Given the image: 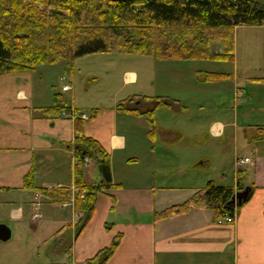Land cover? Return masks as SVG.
<instances>
[{
  "label": "crops",
  "instance_id": "1",
  "mask_svg": "<svg viewBox=\"0 0 264 264\" xmlns=\"http://www.w3.org/2000/svg\"><path fill=\"white\" fill-rule=\"evenodd\" d=\"M19 75L24 74L0 77V195L21 191V197L30 198L26 206L11 204L12 219L27 220L32 207L31 226L39 218L48 217L53 222L58 260L69 256L72 264H86L121 235L109 264H264L262 79L251 78L250 91L236 85L235 108L230 109L233 114L229 118L212 117L205 129L203 122L188 114L192 105L201 109L204 98L189 101L185 82L176 87V80L168 97L132 91L126 101L92 107L87 116L75 104L69 106L62 95L57 96L64 99L67 109L47 113L22 84H17ZM197 75L200 85L206 84ZM127 76L128 82L138 84L135 72ZM66 87L69 89L64 92H69L71 88ZM193 90L200 91L196 87ZM145 96L150 99L143 100ZM159 98L163 105L156 103ZM167 109L168 128L159 127L157 114ZM70 110L86 113L88 118L73 119L66 114ZM154 110L152 128L146 114ZM78 123L83 135L100 143L109 155L112 184L98 193L91 223L75 238L74 216L79 212L77 207L63 204L76 182ZM159 141L165 147L163 152L158 151ZM240 149L243 156L238 155ZM246 158L254 165L238 170L237 160ZM213 169L216 177L210 173ZM31 172L35 189L25 187ZM81 179L84 186H104L93 161ZM209 182L235 191L250 189L251 197L237 209L234 224L217 222L214 211L206 205H193L185 214L156 218L190 201ZM40 190L52 193L46 195ZM65 208L72 209L73 224L68 226L59 214ZM71 238H75L73 244Z\"/></svg>",
  "mask_w": 264,
  "mask_h": 264
},
{
  "label": "trees",
  "instance_id": "2",
  "mask_svg": "<svg viewBox=\"0 0 264 264\" xmlns=\"http://www.w3.org/2000/svg\"><path fill=\"white\" fill-rule=\"evenodd\" d=\"M240 26L264 27V0H0V77L32 74L41 66L72 64L76 59L113 50L151 55L160 61L234 62V32ZM217 41L224 44L222 53L210 51L211 44ZM229 78L228 74L218 73L204 76L205 83H220ZM147 99L150 98H143ZM155 101L164 104L161 98ZM64 109V99L56 96L55 105L45 111L57 114ZM146 118L155 128V110ZM78 125L75 179L85 197L76 205L83 217L75 238L91 223L98 193L112 184L109 155L100 143L84 136ZM86 158L98 168L104 186H84L81 178ZM33 175H28L26 188H36ZM234 193L233 188L209 182L190 201L156 218L185 214L193 205H206L214 211L218 222L235 216L238 208L229 205ZM75 238H71L72 244ZM121 239L118 235L110 247L86 264H109Z\"/></svg>",
  "mask_w": 264,
  "mask_h": 264
},
{
  "label": "rangeland",
  "instance_id": "3",
  "mask_svg": "<svg viewBox=\"0 0 264 264\" xmlns=\"http://www.w3.org/2000/svg\"><path fill=\"white\" fill-rule=\"evenodd\" d=\"M234 46V62L160 61L151 55H130L113 50L110 53L93 54L76 59L72 64L64 62L38 67L32 74L19 75L17 84H22L34 98L37 106H44V110L53 107L56 96L62 95L69 106L75 104L88 116L92 107L100 108L101 105L113 102L120 104L129 99L127 95L132 91H141L150 97L163 95L168 97V91L173 93L174 82L178 80L176 87L184 82L188 84V97L192 103L197 96L199 98L203 96V107L200 109L198 105H192L188 114L203 122L206 129L212 117L229 118L230 114H233L230 109L235 108L233 93L236 85L244 89L243 91L245 88L250 91L251 78L264 80V27L236 28ZM224 48V44L217 41L211 44L210 51L219 53L224 51ZM198 71L228 74L231 78L220 83L200 85L201 83L195 78ZM134 72L138 75L136 85L127 80L128 73ZM205 74L199 73L198 80L205 82ZM93 78L97 80L92 81ZM65 86L71 88L69 92H64ZM193 87L199 88L200 91H194ZM240 113L243 115V110ZM157 118L159 127L168 128V109L159 111ZM214 146L215 144L210 145L209 150ZM157 148L159 152H163L165 147L159 141ZM238 155L243 156L242 149ZM93 169L95 171V167ZM210 173L217 175L214 169L210 170ZM20 192L3 197L0 195V225H5L12 231V238L9 241H0V264H72L69 256L63 260H58L56 257L57 232L54 233L53 222H50L48 217L43 220L35 219L31 226L29 223L32 207H30L27 220L11 218L8 208L12 203L16 207L29 204L30 198L21 197ZM59 214L65 225L73 224L71 208L60 209ZM77 218V215L76 218L74 216L75 223Z\"/></svg>",
  "mask_w": 264,
  "mask_h": 264
},
{
  "label": "built area",
  "instance_id": "4",
  "mask_svg": "<svg viewBox=\"0 0 264 264\" xmlns=\"http://www.w3.org/2000/svg\"><path fill=\"white\" fill-rule=\"evenodd\" d=\"M68 88H65V90H67ZM72 118H75L77 115L75 113H71L70 114ZM82 118H85V116H82ZM90 163V159L89 158H86L85 159V164H88ZM75 164H77V160L75 161ZM253 162L251 159H244V160H238L237 163H236V167L238 170H241L244 168V166L246 165H252ZM79 189L76 185L73 186V188L71 189V193L70 195L68 196V203L64 205V207H72L75 209V205H76V201L78 199V195H79ZM84 195L82 194L80 196L81 199H84ZM228 223V224H232L235 222V217H227L223 220L220 221V224L222 223Z\"/></svg>",
  "mask_w": 264,
  "mask_h": 264
},
{
  "label": "water",
  "instance_id": "5",
  "mask_svg": "<svg viewBox=\"0 0 264 264\" xmlns=\"http://www.w3.org/2000/svg\"><path fill=\"white\" fill-rule=\"evenodd\" d=\"M251 197L250 189H246L242 192H239L230 202V206L233 208L241 207L246 203ZM12 238V231L5 225H0V241L7 242Z\"/></svg>",
  "mask_w": 264,
  "mask_h": 264
}]
</instances>
